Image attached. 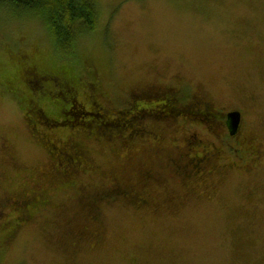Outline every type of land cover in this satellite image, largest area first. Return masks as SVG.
<instances>
[{
  "label": "rangeland",
  "instance_id": "374dc122",
  "mask_svg": "<svg viewBox=\"0 0 264 264\" xmlns=\"http://www.w3.org/2000/svg\"><path fill=\"white\" fill-rule=\"evenodd\" d=\"M95 4V27L76 37L70 50L51 44L54 38L35 17L0 8V201L12 193L35 195L29 219L8 238L0 233V264H264V0ZM47 43L79 81L93 70L113 111L127 107L126 90L170 84L184 95L202 92L219 108L241 109L239 136L254 139L259 158L233 142L237 154L226 148L210 161L225 168L170 179L171 170L162 167L157 179L167 181L159 188L139 175L155 152L162 159L170 151L172 130L125 146L81 135L84 163L60 174L19 104L5 95L11 88L6 74L18 68L10 45L17 55V46L24 52ZM92 92L87 89L85 97ZM50 133L64 139L71 132L66 125ZM111 183L128 184L145 201L106 194L94 206L97 193ZM9 210L0 211V225L14 215Z\"/></svg>",
  "mask_w": 264,
  "mask_h": 264
},
{
  "label": "trees",
  "instance_id": "16d2710c",
  "mask_svg": "<svg viewBox=\"0 0 264 264\" xmlns=\"http://www.w3.org/2000/svg\"><path fill=\"white\" fill-rule=\"evenodd\" d=\"M2 7L7 12H10V14L17 15L19 18L25 16L35 17L41 22L43 27H46L49 35L54 38L51 44L55 42V44L65 50H70L71 47L74 48L78 42L75 41L76 37L79 38L89 33L96 24L97 11L95 0H0V8ZM10 46L8 55L14 56L13 58L17 61L18 68L16 70H10L11 75L6 74V82L10 83L11 88L6 90L5 95L19 104L25 119L27 118L28 120L27 126L37 135L35 138L43 144L47 151L51 150L48 146V142L50 141L70 148L74 144L81 145L79 141L81 135L100 140V135L95 136L93 134L95 126L92 129L91 127L94 121L103 120V117H105L104 110H109L110 108L102 100V97L107 94V90L103 86L102 80L99 79L98 81L95 75H93V70L88 73L91 77L87 81L85 80L83 82L81 79L79 81L78 76L74 73L72 67L68 66V63L61 61V64L64 65L60 64L59 59L54 54L55 49L50 44L47 43L41 47L34 45L24 52L19 51L20 48L17 46V55L14 54L13 45ZM49 53L53 54L54 58ZM12 60H8L5 64H11ZM97 73L100 75L99 71ZM103 75L106 76L105 74ZM94 80H96V86H94ZM58 82L61 83L60 90L57 88L54 89V86L59 87ZM87 89L93 90L92 93L94 94L90 98L85 97V91ZM9 92H13V94ZM125 97H129L127 90L125 91ZM79 103L86 105V109L82 108ZM70 109H75L78 112L77 115H79V118L74 115L71 116ZM86 110L89 113L84 118L83 115L85 113L82 111ZM57 118H64V121L60 122ZM66 125L68 131L71 133L66 135L64 139L56 138L50 133L51 130ZM96 132L99 134L98 130ZM132 140L135 139L133 138ZM129 142L131 140L126 144ZM119 143L121 146L126 145L122 142ZM55 145L52 144L51 147L54 148ZM56 146L58 147V145ZM66 150L71 151L70 149ZM156 150L163 149L159 147ZM169 153L170 155L167 152L160 159L163 153L155 152L151 159L142 166L144 169L139 175L141 180L143 181L146 178L149 181L157 175L160 176L163 173V170L160 168L161 165H171V163H167L170 157L173 159L172 163L175 161V173L171 174L169 178H188L189 173L187 172L186 164L171 149ZM70 155L74 156L75 160L68 164L69 167H73L77 157H79L81 164L84 163L82 146L78 156H75L71 152ZM74 169L69 168V173ZM82 173L87 174V171L83 170ZM165 181H167L166 178L164 183ZM122 184L126 183H111L105 188V192L102 194L98 192L97 196L107 193V190L111 186ZM69 187L73 188L72 185H69ZM16 197L21 199L22 204L25 203L24 199H27L29 202V197L24 196L23 192L16 193ZM139 200L143 201V199ZM99 202H96V205ZM21 209L9 210V213L12 211V215L14 214L13 216L9 215V217H17L20 215L19 211Z\"/></svg>",
  "mask_w": 264,
  "mask_h": 264
},
{
  "label": "flooded vegetation",
  "instance_id": "af4514ba",
  "mask_svg": "<svg viewBox=\"0 0 264 264\" xmlns=\"http://www.w3.org/2000/svg\"><path fill=\"white\" fill-rule=\"evenodd\" d=\"M93 83L94 86H96V80H94ZM58 84L59 87L54 86V89L57 88L60 90L61 83L58 82ZM9 93L13 94V92ZM93 94L94 93H89V96L91 97ZM126 101H128L127 107L123 106L115 111H113V109H105V117L102 116L103 120L94 121L91 127L92 129L95 126L93 134L95 136L100 135V139H115L125 145L133 138L139 139L148 135H151L152 138L157 140L159 139L158 136H160L158 133L159 130L162 132L165 130H172L173 136L170 139L172 144L171 150L186 164V169L190 178L195 179L208 172L212 173L218 167L225 168V164L213 165L210 164V161L218 158L221 152L226 150V148L230 149L234 147L233 142L239 144L238 148L245 149L247 152H252L255 155V159H258L260 156L259 147L253 138L243 133L239 136L243 122L242 110L237 109L240 112L239 124L237 129L231 133L227 122V113L235 109H222L217 107L216 104L213 103V99L208 95L205 96L202 92H192L187 96L182 93V89L179 86L173 84L165 88L150 86L132 91L129 93V97L126 98ZM79 104L82 108L86 109V105H83V103ZM82 112L85 113L83 115L84 118L86 114L89 113L87 110ZM57 119L60 122L64 121V118ZM97 130L99 134H97ZM210 136H214V138L218 140L219 145L211 140ZM52 144H56L58 147L55 145L53 148L51 147ZM48 146L51 148V150L48 151V162L49 164L52 163L54 170L60 174H66L69 172V168L74 169L82 165L79 157H77L73 167L68 166V164L75 160V157L70 155V152L78 156L81 145L74 144L72 146L70 145L71 147L69 148L67 146L63 147L54 141H50L48 142ZM238 148L234 147V149L231 150L234 154H237L236 151ZM66 149H70L71 151ZM168 155H170L169 152ZM168 161L167 163H171V165L163 164L160 168H168L171 170V173L174 174L175 161L172 163V157H170ZM230 165H232L231 162ZM157 176L149 181L145 178L142 183L151 182L153 186L155 183V185L160 188L163 186L165 179L160 181L157 179ZM170 176L171 175H169V177ZM12 194L13 195H4L2 197L0 201V211L7 206H9L11 210L18 208L22 209L19 211L20 215L5 219L3 221L4 225H0L1 228L6 229L0 231L5 238L10 237L14 233L19 222H26L29 219L30 210L28 207H31V203L35 197L33 192H23L24 196L29 197V202L27 199H24L25 203L22 204L21 199L17 198L15 193ZM106 194H108L107 198L111 199H120L123 198V196L124 198H132L134 200L135 198L143 199V196L138 192L132 195L128 184H122L111 186V188L109 187L107 190V193L95 197L93 200L94 206H97L96 202L103 200ZM144 201L143 199L140 204ZM9 227L12 229L8 230Z\"/></svg>",
  "mask_w": 264,
  "mask_h": 264
},
{
  "label": "water",
  "instance_id": "95a60500",
  "mask_svg": "<svg viewBox=\"0 0 264 264\" xmlns=\"http://www.w3.org/2000/svg\"><path fill=\"white\" fill-rule=\"evenodd\" d=\"M239 120H240L239 110L235 109V110L229 111L227 113V122H228V126H229V131L231 133L237 129L238 124H239Z\"/></svg>",
  "mask_w": 264,
  "mask_h": 264
}]
</instances>
